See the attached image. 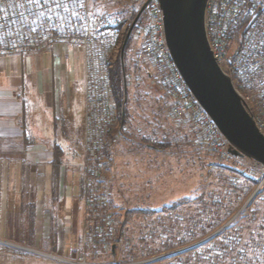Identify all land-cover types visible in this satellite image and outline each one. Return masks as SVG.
I'll list each match as a JSON object with an SVG mask.
<instances>
[{
  "label": "rangeland",
  "instance_id": "rangeland-1",
  "mask_svg": "<svg viewBox=\"0 0 264 264\" xmlns=\"http://www.w3.org/2000/svg\"><path fill=\"white\" fill-rule=\"evenodd\" d=\"M99 1L103 4L96 14H109L110 20L95 18L94 41L100 42V31L109 40L104 62L108 79L105 73L99 76L98 70L88 77L86 52L73 50L82 55V80L71 85V93H60L63 101L69 93L74 103L71 108L63 103L55 117L61 125L54 140L62 144L53 150L54 178L62 184L67 175L78 188L80 221L72 244L88 260L100 264H143L157 258L162 261L154 264H206L208 260L200 259L204 255L194 252L189 261L180 252L223 228L240 211L231 222V234L219 238L236 244L228 257L218 251L219 264H242L239 259L243 257L264 264V168L253 166L256 163L245 157L208 150L201 142L208 127L201 130L196 118L178 113L160 72L147 69L149 60L141 46L147 12L135 24L128 42L127 113L121 121L114 70L132 15L147 0H95ZM231 31H237L233 24ZM260 58L253 82L238 78L234 82L264 128V55ZM190 226L196 227L197 236L188 233ZM199 226L209 232L203 234ZM53 230L47 242L58 248L64 239L57 238L56 226ZM12 243L19 244L0 238V264L10 260L21 264V255L40 257L47 264H71L33 251L18 254L26 249Z\"/></svg>",
  "mask_w": 264,
  "mask_h": 264
},
{
  "label": "crops",
  "instance_id": "crops-1",
  "mask_svg": "<svg viewBox=\"0 0 264 264\" xmlns=\"http://www.w3.org/2000/svg\"><path fill=\"white\" fill-rule=\"evenodd\" d=\"M66 49L0 56V238L58 253L73 245L80 221L76 184L65 174L59 183L53 172L54 134L61 125L55 117L63 103H74L60 93H71L84 68L81 52ZM55 226L64 239L58 248L47 242ZM21 256V264L48 263Z\"/></svg>",
  "mask_w": 264,
  "mask_h": 264
},
{
  "label": "built area",
  "instance_id": "built-area-1",
  "mask_svg": "<svg viewBox=\"0 0 264 264\" xmlns=\"http://www.w3.org/2000/svg\"><path fill=\"white\" fill-rule=\"evenodd\" d=\"M261 3L264 0L208 1L205 19L209 43L218 63L231 75L233 82L235 78L246 83L253 82L256 70L260 69V55H264V8L257 10L250 5ZM101 4L103 1L95 0H39V5L30 3V0H0V56L31 48L55 52L61 45H68L72 51L86 52L88 62L85 67L88 77L91 72L98 70L99 76L105 73V80L108 79L104 62L108 55L109 40L100 31V42L96 45L94 41L97 28L94 24L95 18L110 20L109 14H96ZM145 12L148 14V22L142 40V52L149 60L147 69L154 67L160 72L169 87L170 100L180 115L185 113L189 118H196L201 130L208 127L204 135L201 133V142L206 148L231 156L228 141L196 99L171 56L159 0H148ZM242 12L249 17L246 27L243 32L236 31L233 34L231 25ZM235 87L242 95L238 87ZM89 99L92 100L91 97ZM256 121L264 132L262 124L257 119ZM15 245L28 252H37L62 262L100 264L88 260L75 245L67 253L57 255L48 250Z\"/></svg>",
  "mask_w": 264,
  "mask_h": 264
},
{
  "label": "water",
  "instance_id": "water-1",
  "mask_svg": "<svg viewBox=\"0 0 264 264\" xmlns=\"http://www.w3.org/2000/svg\"><path fill=\"white\" fill-rule=\"evenodd\" d=\"M208 1L159 0L169 51L190 90L228 141V151L264 166V132L211 49L205 19ZM147 4L148 0L132 27Z\"/></svg>",
  "mask_w": 264,
  "mask_h": 264
},
{
  "label": "trees",
  "instance_id": "trees-1",
  "mask_svg": "<svg viewBox=\"0 0 264 264\" xmlns=\"http://www.w3.org/2000/svg\"><path fill=\"white\" fill-rule=\"evenodd\" d=\"M140 10L138 11H135L132 15V20L126 30V37H125V40L123 42V45L121 46L120 50H119V55H118V60L116 62V68L114 70V76H115V81H117V84L119 85L120 87V91H119V98H120V109H121V115H120V118H121V121H124L125 118H126V113H127V91H128V88H127V65H126V61H127V48H128V42L129 40L131 39L132 35H133V32H134V26L132 27L133 25V22L135 21V19L137 18L138 16V13H139ZM143 16V13L141 14V16H139V18L137 19V22H139L141 20ZM248 16L245 12H242L241 14V17H240V27L237 29V33H240L242 31V29L245 25L246 27V24L248 22ZM136 22V23H137ZM142 46V45H141ZM120 82V83H119ZM168 90V89H167ZM168 94H169V99H170V93L168 91ZM148 146H150L148 144ZM152 147H155V148H158L159 146L155 145V144H152L151 145ZM58 148H61L60 144H55L54 146V149L57 150ZM161 148V147H159ZM253 166L255 167H261L260 164H254ZM223 169H226V166H223ZM234 169V168H233ZM251 179H255L257 180L255 177H252L251 176ZM240 214H238L235 219L237 217H239ZM235 219H233L232 221H234ZM231 221V222H232ZM228 223L226 226H224L223 228H221L216 234H214L212 237L202 241V242H199L197 243V245L193 248H190L188 249L187 251H182L180 253H185L189 256V261L192 259L191 257L194 255V252H197V254L199 255H204L203 258H200V259H203V260H208V262L206 264H219V253L218 251L220 250H223L222 253H225V249L228 250V253L230 254H225L226 257H228L227 255H231L232 252L234 251V244H235V240H230L228 239L227 242H222V241H219V238L220 236L222 235H225L228 236L230 235L231 231L233 230V226H232V223ZM200 227V226H199ZM201 231L203 234H207L209 232L208 228L203 226V227H200ZM200 231V230H199ZM217 231V230H216ZM214 231V232H216ZM213 232V233H214ZM188 233L192 236H194L196 234H198L197 230H196V227L195 226H190L189 227V230H188ZM213 233H210L209 235L213 234ZM207 235V237L209 236ZM206 238V237H205ZM174 243L170 244V245H173ZM236 245V244H235ZM245 252H247L245 250ZM16 253L18 254H21V253H25V254H29L28 251H24L23 250H18L16 251ZM241 253V252H240ZM205 254H206V258H205ZM246 256L248 253H244ZM200 256V257H201ZM38 259H41L40 257H38ZM240 262H242V264H253V263H260L257 262V260H253L249 257H243V258H240L239 259ZM162 261L161 258H157L153 261H149V262H145L143 264H154V263H158ZM263 263H264V260H263ZM190 264V263H189ZM232 264H237L236 262L235 263H232ZM240 264V263H239Z\"/></svg>",
  "mask_w": 264,
  "mask_h": 264
},
{
  "label": "snow or ice",
  "instance_id": "snow-or-ice-1",
  "mask_svg": "<svg viewBox=\"0 0 264 264\" xmlns=\"http://www.w3.org/2000/svg\"><path fill=\"white\" fill-rule=\"evenodd\" d=\"M30 3H35V4L39 5V0H30ZM21 7H23V5H21ZM250 7H255L257 10H259L261 8H264V3H261L259 5H250ZM239 27H240V22L237 19L236 21L233 22V28L234 29H238ZM262 42H264V41H262ZM253 47H255V45H253ZM225 252L227 254H230V253H228V250L227 249H225Z\"/></svg>",
  "mask_w": 264,
  "mask_h": 264
}]
</instances>
